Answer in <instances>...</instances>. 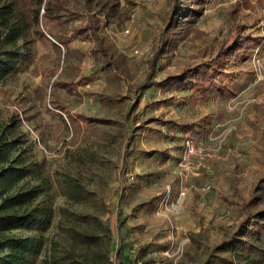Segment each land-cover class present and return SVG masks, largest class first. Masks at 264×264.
<instances>
[{"label":"rangeland","instance_id":"rangeland-1","mask_svg":"<svg viewBox=\"0 0 264 264\" xmlns=\"http://www.w3.org/2000/svg\"><path fill=\"white\" fill-rule=\"evenodd\" d=\"M66 7L56 24L45 19V39L34 42L0 82V123L9 121V106L16 105L35 154L51 170L80 173L97 194L112 229L105 240L110 264L200 261L205 246L237 229L242 205L264 175V0H185L177 34L183 41L161 56L153 80L147 75L155 49L146 35L161 28L168 0H120L121 16L102 22V35L127 58L119 77L101 69L92 42L73 38L65 44L51 35L87 24L83 0H67ZM237 7L240 24L249 14L263 17L249 29L260 41L247 59L226 65L222 91L198 92L191 77L203 74L200 64L216 55ZM187 67L195 70L186 80L172 79ZM191 135L220 149L182 198L178 164ZM66 203L57 192L55 205ZM69 205L90 210L88 204ZM257 207L264 208V192ZM58 219L46 236L57 232Z\"/></svg>","mask_w":264,"mask_h":264},{"label":"trees","instance_id":"trees-1","mask_svg":"<svg viewBox=\"0 0 264 264\" xmlns=\"http://www.w3.org/2000/svg\"><path fill=\"white\" fill-rule=\"evenodd\" d=\"M184 1L168 0L161 28L146 35L155 49L149 80H153L161 56L183 41L177 34ZM66 5L67 0H0V82L31 53L34 42L45 39V19L56 24ZM83 5L89 14L86 25L51 35L65 44L73 38L92 42V53L102 59L101 69L119 77L127 70V58L102 35L101 24L121 16L120 0H83ZM237 9L228 14V34L219 42L216 55L200 64L203 74L191 77L198 92L213 95L222 91L226 65L247 59L252 46L260 41L249 29L260 25L263 17L249 14L240 24L234 17ZM194 70L184 68L172 79L184 81ZM9 111V121L0 123V250L8 249L0 255V264H110L105 240L112 229L102 219L97 194L82 182L80 173L51 170L35 154L34 142L20 130L19 108L11 105ZM57 192L65 197L64 206L55 205ZM263 192L264 175L243 203L237 229L225 231L219 242L205 246L203 258L194 264H264V208L257 207ZM69 204H88L90 210L76 212ZM57 216V232L46 236ZM16 231L28 234H12Z\"/></svg>","mask_w":264,"mask_h":264},{"label":"built area","instance_id":"built-area-1","mask_svg":"<svg viewBox=\"0 0 264 264\" xmlns=\"http://www.w3.org/2000/svg\"><path fill=\"white\" fill-rule=\"evenodd\" d=\"M131 32L130 28L126 27L123 29V33L129 34ZM218 148H213L210 144L203 143L199 138L194 135L189 136L185 142L182 149L181 158L178 164V178H179V195L185 198L188 195V183L193 176H198L205 166L204 161L216 156L219 151ZM236 155H240L236 150L234 151ZM212 188L211 184H207L205 189L210 190Z\"/></svg>","mask_w":264,"mask_h":264}]
</instances>
